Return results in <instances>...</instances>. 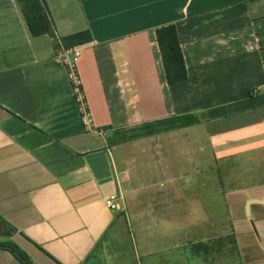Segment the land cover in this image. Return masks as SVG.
<instances>
[{
	"label": "crops",
	"instance_id": "0c3cea01",
	"mask_svg": "<svg viewBox=\"0 0 264 264\" xmlns=\"http://www.w3.org/2000/svg\"><path fill=\"white\" fill-rule=\"evenodd\" d=\"M46 7L53 34L32 36L16 0H0V241L13 240L36 264H119L126 225L137 222L138 264H163L162 251L178 242L192 250L207 244V254L193 250L202 264H264V205L255 202L264 201V0H46ZM169 24L187 67V79L174 84L156 35ZM79 32L91 40L66 39ZM61 46L82 48L91 129L56 62ZM185 114L199 123L110 141L117 131ZM185 155L197 162L192 175L197 167L217 172L187 184L190 173L177 165ZM112 195L122 196L120 209L107 206ZM185 200L212 212L181 224L205 225L187 240L175 219ZM217 239L226 251L213 261ZM0 264L21 263L0 249Z\"/></svg>",
	"mask_w": 264,
	"mask_h": 264
},
{
	"label": "trees",
	"instance_id": "16d2710c",
	"mask_svg": "<svg viewBox=\"0 0 264 264\" xmlns=\"http://www.w3.org/2000/svg\"><path fill=\"white\" fill-rule=\"evenodd\" d=\"M32 36L53 34L52 24L46 7V0H16ZM157 42L160 48L167 81L169 84L185 81L187 67L184 54L174 24L161 26L156 30ZM69 42L85 43L91 40L87 32H79L66 38ZM196 114L173 116L153 122L141 124L129 130H120L114 133L110 141L115 144L131 141L142 137L155 135L165 131L181 129L199 123ZM233 243V236L227 237ZM0 249L9 251L21 264H36L30 255L13 240L0 241ZM194 252L199 255L209 253L208 245L195 244Z\"/></svg>",
	"mask_w": 264,
	"mask_h": 264
},
{
	"label": "rangeland",
	"instance_id": "374dc122",
	"mask_svg": "<svg viewBox=\"0 0 264 264\" xmlns=\"http://www.w3.org/2000/svg\"><path fill=\"white\" fill-rule=\"evenodd\" d=\"M196 128V127H195ZM198 130V129H196ZM199 155L197 154L195 159L199 160ZM201 158V156H200ZM191 160V158L189 159ZM187 156H183V157H179V160L177 162V165L179 166L178 168H180L179 172H182V171H187L190 173V170L192 168V164H194L195 166H197V162H193L192 161H189ZM205 163V166L207 165L206 161L205 162H201V166ZM199 165V166H200ZM197 169H195V173H194V170H193V175L190 173L188 175V177L186 178L185 182L187 183L188 181H192L194 180V175L197 174L198 176H201V177H205L204 175L206 176H209L210 174L212 175L213 177V174L214 172H217L215 170H210V171H207L205 170V172H202L201 168L197 167ZM214 169V168H213ZM212 180H215L214 178H211ZM201 180V178H200ZM188 184V183H187ZM225 186L226 187H229L228 184L225 183ZM199 191H196L195 193V196L198 197L199 194H201V192L199 193ZM166 196V194H165ZM198 199V198H196ZM167 200L166 199H162V203L164 205H162V207L165 206V202ZM159 204V202H158ZM218 205L220 206V209L217 210L218 214H219V217L221 219H223V223H227V218L229 219V216L227 217V212L225 210V205L222 201L221 198L218 197ZM201 207V206H200ZM161 209V207H160ZM160 209H157V211L159 212ZM149 211V210H148ZM167 211L168 210H165L164 212L162 211L161 213L163 214V216L165 215L166 217V214H167ZM192 211H193V216H191L192 214ZM207 214H212V212H210V210H206V209H203V208H194L193 210H191L190 206H189V203H188V200H185L183 202H180L179 203V209H178V217L175 218L177 219V222H178V229H179V232L177 231L176 233H178V237L179 238H185V240L189 239L190 236H194L195 233H198V232H202L203 228H204V224L203 223H200L199 225H193L192 228L189 227V226H185V225H181V224H186V221L189 217V219H192V218H195L197 220L201 219L202 217H207ZM133 224H128V226L126 225V231L123 233V241H122V244L120 245L119 243V246L122 247V251H123V255L120 256V257H123L124 258H120V261H117V259H115L117 261V263L119 264H138V252H139V249L141 248V241H142V235H141V232L139 231V226L136 223L132 222ZM211 226H212V231H211V235L212 237H214L216 235V231H215V228H214V221L211 219V222H210ZM181 226V227H180ZM224 227L226 226H223L221 227L220 231H224ZM152 227H150L151 229ZM156 232L158 233L159 232V228L156 227L155 228ZM168 232V231H167ZM218 232V230H217ZM110 237L112 238L113 235L111 234ZM217 243L215 242L213 244V251H212V257H211V260H217L219 259L221 256L223 257L224 255V251H226L224 248H218L217 246L220 245V241L223 242L222 239H217ZM182 243V242H181ZM178 242L179 244V248L178 247H172L171 249H165L162 251V258H163V264H202V263H205L204 259L203 258H198L196 255H193V250L192 249H189L187 246H184V244H181ZM185 243V245H187V242H183ZM113 248L114 250L116 248H120L118 247L117 243L116 242H113ZM229 252V249L227 251V253ZM118 255V254H117ZM228 256V254H227ZM107 256H104L102 260H107ZM161 257L158 259L160 260ZM110 260V259H108ZM232 264H234V259H232ZM90 264H102L99 260H94L92 261ZM220 264H224L223 260L220 261ZM226 264V263H225ZM229 264V262H228Z\"/></svg>",
	"mask_w": 264,
	"mask_h": 264
},
{
	"label": "built area",
	"instance_id": "2783aa9c",
	"mask_svg": "<svg viewBox=\"0 0 264 264\" xmlns=\"http://www.w3.org/2000/svg\"><path fill=\"white\" fill-rule=\"evenodd\" d=\"M82 58L81 47L61 46L56 54V62L62 65L68 75L71 84L73 97L82 118L84 126L91 129L93 125L92 113L90 111L86 92L84 90L83 80L79 70V63ZM122 196L112 195L106 199L107 206L110 209H120Z\"/></svg>",
	"mask_w": 264,
	"mask_h": 264
},
{
	"label": "water",
	"instance_id": "95a60500",
	"mask_svg": "<svg viewBox=\"0 0 264 264\" xmlns=\"http://www.w3.org/2000/svg\"><path fill=\"white\" fill-rule=\"evenodd\" d=\"M255 202H259V203H261V204L264 205V201H255ZM250 204H251V203H250Z\"/></svg>",
	"mask_w": 264,
	"mask_h": 264
}]
</instances>
